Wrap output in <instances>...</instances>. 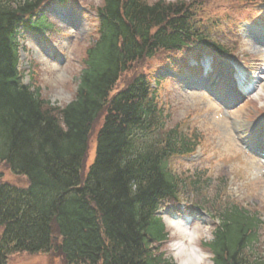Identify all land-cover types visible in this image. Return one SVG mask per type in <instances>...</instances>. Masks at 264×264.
Masks as SVG:
<instances>
[{
  "label": "trees",
  "instance_id": "obj_1",
  "mask_svg": "<svg viewBox=\"0 0 264 264\" xmlns=\"http://www.w3.org/2000/svg\"><path fill=\"white\" fill-rule=\"evenodd\" d=\"M46 1L0 0V163L28 181L0 183V264L15 253L53 249L67 264H175L156 246L168 234L157 212L178 198L183 182L169 159L192 154L196 142L165 129L155 100L160 73L137 74L112 91L135 62L159 51L170 54L168 67L186 49L227 51L196 26L197 0H103L75 97L58 107L23 82L21 69L18 35L50 29L41 11ZM101 115L88 163L90 133ZM261 224L235 204L219 213L213 239L203 243L213 264H264V255L251 251Z\"/></svg>",
  "mask_w": 264,
  "mask_h": 264
},
{
  "label": "rangeland",
  "instance_id": "obj_2",
  "mask_svg": "<svg viewBox=\"0 0 264 264\" xmlns=\"http://www.w3.org/2000/svg\"><path fill=\"white\" fill-rule=\"evenodd\" d=\"M102 1L47 0L41 10L50 29L43 31L41 36L33 30L18 35L23 82H32L40 88L43 98L58 107L75 97L86 50L98 37L96 7ZM185 1L191 3L192 0ZM197 2L201 4L196 5L193 12L199 31L221 44L227 52L215 53L199 46L186 49L176 53V56L181 55L180 59H175L168 67L170 54L159 51L153 58L135 62L120 76L112 91L116 93L140 73H149L152 78L158 73L173 74L165 75L155 97L164 111L162 121L165 129L176 128L178 133L198 144L192 156H172L168 161L169 169L185 180V186L182 185L180 190L179 203L173 205L171 202L159 212L169 236L167 241L156 246L176 264H213L212 254L203 243L213 238L219 213L228 211L233 204L248 209L261 219L258 242L253 244L251 251L255 256L264 255V157L246 147L259 146L264 152V138L255 133L244 135L249 129L241 125L245 122L253 124L264 116V62L258 60H264V0ZM65 12L68 16H63ZM71 23H77V26L72 27ZM246 24H252L251 28L245 27ZM201 63L207 64L210 70L204 71ZM234 66L239 72L243 71L245 78H252L254 82L258 79L255 90L239 102L231 96L225 78L228 71H234ZM206 79L211 84L206 81L202 86ZM103 116H99L92 126L85 159L88 163L95 156L96 136ZM2 181L18 187L28 185L25 177L13 174L4 163H0ZM186 217L192 220L188 221ZM174 225L187 227L196 239L195 243L190 240L176 252L173 240L182 237L174 235ZM53 234L59 243L61 239L56 226ZM189 256L195 257L196 262L190 261ZM6 264L67 262L60 249H53L35 254L15 253Z\"/></svg>",
  "mask_w": 264,
  "mask_h": 264
},
{
  "label": "bare ground",
  "instance_id": "obj_3",
  "mask_svg": "<svg viewBox=\"0 0 264 264\" xmlns=\"http://www.w3.org/2000/svg\"><path fill=\"white\" fill-rule=\"evenodd\" d=\"M260 51H261V50H260ZM261 52H262V51H261ZM258 60L264 62V60L261 59V58H259ZM260 68L263 69V67H258L257 69H260ZM254 69H255V68H254ZM238 77H240V76H238ZM238 77L236 76V78H238ZM241 78H242V77H241ZM241 78H239V79H241ZM246 89H247V88H246ZM246 89H244V91H245ZM262 122H263V121L258 120L257 122H255V123H253V124H249V123L245 122V123H243V124H241V125H242L243 127L248 128L249 130H251V133H255L256 130H259V125H260V124H263ZM249 130H246L244 135H248V134L251 135ZM174 227H175V229H176V232L179 233V234L181 235L182 239H183V243H181V245H180L178 248L175 249L176 252H179V251L181 250V248H182L184 245L189 244L190 240H191L190 243H192V242L195 243L196 239L192 237V235H191L190 232L188 231V228H187V227L182 226V225H176V226L174 225ZM187 246H188V245H187ZM194 256H195V255H194ZM189 258H190V259H189L190 261H193V262L195 261V257H193V256H189ZM193 258H194V259H193ZM195 262H196V261H195Z\"/></svg>",
  "mask_w": 264,
  "mask_h": 264
}]
</instances>
